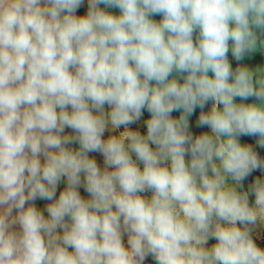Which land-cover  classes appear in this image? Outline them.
<instances>
[{"label": "clouds", "instance_id": "clouds-1", "mask_svg": "<svg viewBox=\"0 0 264 264\" xmlns=\"http://www.w3.org/2000/svg\"><path fill=\"white\" fill-rule=\"evenodd\" d=\"M84 2L0 0V264H264V0Z\"/></svg>", "mask_w": 264, "mask_h": 264}, {"label": "rangeland", "instance_id": "rangeland-1", "mask_svg": "<svg viewBox=\"0 0 264 264\" xmlns=\"http://www.w3.org/2000/svg\"><path fill=\"white\" fill-rule=\"evenodd\" d=\"M101 7H105L103 5H101ZM87 10V0H85L84 4L81 5V7L77 10L78 14H82V13H86ZM108 11H112L115 13H118V9H111L108 8L106 9ZM153 19H155L157 22H159V20L162 19V16L160 15H155L153 16ZM257 35H258V39L261 38L262 36H264V34H262L259 30H257ZM230 60L233 63V66H237V65H241V66H247L250 69H252L253 71H255L256 69L260 68V69H264V47H258L255 51L250 52V53H246L244 58L241 61H236L234 58L231 57L230 55ZM252 100V98H250V101ZM148 115L147 112H145V117ZM174 115H178V113H174ZM140 126L142 131H146V128H143V118L141 120V122H138V124H134L131 127L136 128ZM243 140L248 141L249 143H251L254 148L257 150V152L264 157V149L260 148L257 144H256V139L255 137H243ZM90 155L94 156L97 161L101 164V166L103 165V158L99 153H91ZM256 175H260V171L257 170L256 172L253 173V176ZM248 180H251V177L248 178ZM247 180L245 181V183L247 184ZM64 187V183L63 181L60 184V188ZM81 194L84 195L85 197H87V193L84 191V189L81 187L80 189ZM150 195V193L148 194ZM46 202L44 201H37L38 206H43ZM146 264H153V262L151 261V258H149V260L146 262Z\"/></svg>", "mask_w": 264, "mask_h": 264}]
</instances>
